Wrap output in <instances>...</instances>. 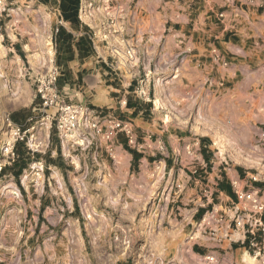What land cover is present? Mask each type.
<instances>
[{"label": "rangeland", "instance_id": "obj_1", "mask_svg": "<svg viewBox=\"0 0 264 264\" xmlns=\"http://www.w3.org/2000/svg\"><path fill=\"white\" fill-rule=\"evenodd\" d=\"M39 1L0 0V10L3 9L0 19L7 23L13 18L15 12L9 8L15 7L16 3ZM123 1L137 6L148 0H80L78 11V17L91 25L89 29L96 44L104 49L103 53L112 55L105 61L114 69L113 74L103 75V82L110 83L106 80L112 78L115 81L112 83L122 86L126 74L121 70L118 47L119 38L126 30L119 22L117 7ZM171 1L162 0V4ZM50 2L55 7L56 0ZM194 2L199 3L195 7H198L197 11L191 16L193 19L214 3L212 14L215 15L211 20L215 24V34L223 31V15H227L231 7L239 8L243 14L248 13V21L241 15H234L238 21L233 20L232 32L239 36L249 33L251 38H247L246 46H254V37L259 45L264 44V31L259 33L252 26L259 25L264 19V0L191 1L192 4ZM139 14L143 21L153 16L146 6ZM35 19L37 17H33ZM61 22L59 19L48 26L46 52L38 48L40 38L35 33L32 39L17 35L20 42H32V46L24 47L25 52L18 63L14 62V52L0 54V264H183L185 260L190 264H216L215 252L202 251L196 254L195 260L190 259L193 252L189 232L192 225L196 227L199 219L193 218L192 225L186 224L188 211L193 205L190 200V193L195 189L193 178L202 176L198 194L204 193V190L210 194L211 183L207 184L206 180L213 173L210 168L207 173L203 170H176L174 182L169 183L167 179L171 171L167 170L164 174L157 166L160 154L145 160L143 154L136 150L141 142L139 134L132 132L134 135L131 137L132 133L117 131L104 137L108 138V143L112 140L113 146L121 143L123 150L132 155L130 164L121 169L118 155L110 159L93 147L87 122L93 112H85L81 124L72 132L71 140L61 138L55 120L42 117L40 111L35 110L34 117H11L14 109H26V85L31 84L36 96L38 82L47 78L54 68L57 77L61 78V84L56 85L64 99L91 109L90 96L83 92L76 62H72L73 68L64 75L62 67L55 63L50 34ZM38 28L43 31V24L39 23ZM152 32L147 29L145 34ZM234 37L238 40L237 35ZM7 41L4 35L3 43ZM15 52L18 54L16 48ZM94 61L93 58L86 60L92 64ZM85 73L82 72L83 75ZM154 76L141 72L133 79L134 86L142 93L144 105L150 103L155 84L161 80ZM241 79L239 74L235 82ZM124 90L125 87H118V91L113 93L116 96L125 94L126 97L135 95ZM36 99L38 101L37 96ZM144 107V118L152 119L147 110L149 106ZM95 115L101 117L105 113ZM110 118L123 120L119 116ZM176 120L178 125L186 124L184 117H176ZM212 122L209 120L206 123L208 132L215 137L220 149L225 153L245 154L244 161L237 160L250 167L249 171L257 179L250 178L255 186L251 198L264 203V121H257L249 127L246 125L244 131L247 138L238 139L239 144L218 134ZM228 130L236 136V129L228 127ZM120 133L126 135L123 140ZM80 137V144H75L74 140ZM215 151L211 156L213 160L217 156ZM228 163L232 166L231 162ZM188 176L191 178L187 179ZM247 189L239 190L240 195L246 197ZM254 209H259V205Z\"/></svg>", "mask_w": 264, "mask_h": 264}, {"label": "crops", "instance_id": "obj_2", "mask_svg": "<svg viewBox=\"0 0 264 264\" xmlns=\"http://www.w3.org/2000/svg\"><path fill=\"white\" fill-rule=\"evenodd\" d=\"M50 1L20 2L9 8L15 13L7 23L0 19V54L14 52V62L18 63L25 52L24 47L32 46V42H20L17 35L32 39L35 33L40 38L38 48L46 52L47 28L61 19L58 4L55 3L54 7ZM191 1L172 0L163 5L162 0H148L137 6H132L128 1L118 3L117 16H120L119 22L126 30L119 38L118 47L121 70L126 74L125 86L112 83L115 82L112 78L106 80L110 83L103 82V75L113 74L114 69L105 61L106 57L112 55L103 53L104 49L96 44L93 37V53L79 58L73 46V58L65 67L69 71L73 68L72 62H76L83 92L90 96L92 112L105 113L104 116L93 117L105 127L104 133L97 136L93 134V147L100 149L110 159L118 155L121 169H125L133 157L123 150L121 143L113 146L112 140L108 143V138L104 137L116 132L111 131L108 123L110 117H122L129 124L130 133L139 134L141 142L136 150L143 154L145 160L160 154L157 166L164 174L167 170L171 171L167 179L169 183L174 182L176 170H203L207 173L210 168L213 171L211 177L207 176L206 179L207 184L211 183L210 194L206 190L198 194L197 188L201 189L202 176L193 178L195 189L190 193L193 205L188 211L186 224L192 225L193 218L199 219V222L196 227L192 225L189 232L193 252L190 259L195 260L196 254L206 251L216 253V264H263L264 254L258 256L250 247L253 233L264 241V209H254L257 205L264 207V203L251 198L255 186L250 178L257 179L249 171L250 167L238 161H244L245 154L225 153L216 145L215 137L208 132L206 123L214 121L212 123H215L218 134L239 144L238 139L247 138L244 131L246 125L249 127L257 121H264V44L259 45L254 37V46H246L247 38H251L249 33L239 36L232 32L233 20L238 21L234 15H241L248 21V13L243 14L239 8L231 7L230 12L223 15V31L215 34V24L211 20L215 15L212 14L214 3H210L205 11L199 12L193 19L191 16L197 11L198 7H195L199 2L192 4ZM144 6L153 13L147 21H143L139 14ZM33 17L37 19L33 20ZM79 20L81 25L77 30L69 22L62 20L60 24L73 35L79 36L84 33L82 24L91 26L80 16ZM39 23L43 24V31L38 28ZM252 26L261 33L264 31V19L259 25ZM56 28L50 34L54 58L57 54H65L63 49H57L53 43ZM147 29L153 32L145 34ZM4 35L9 40L7 43H3ZM235 35L238 40H235ZM12 37L15 39L12 40ZM88 58L95 59V63H87ZM18 69L21 70V67L18 66ZM141 72L148 76L155 74V79H161L155 84L153 98L149 99L150 120L144 118V106L147 105H144L141 91L133 84V79ZM239 74L242 79L235 82ZM143 82L146 86V81ZM118 87H125V93L133 92L135 95L116 96L113 92H117ZM25 99L26 109H14L11 117H29L34 114L38 101L29 83L25 87ZM127 100L133 105L127 106ZM176 117H184L186 124L178 125ZM228 127L236 129V136ZM120 134L123 140L126 135ZM215 150L217 156L213 160L211 156ZM245 187L248 188L246 194L250 196L240 197L239 190ZM236 216L242 219L244 225H235Z\"/></svg>", "mask_w": 264, "mask_h": 264}, {"label": "built area", "instance_id": "obj_3", "mask_svg": "<svg viewBox=\"0 0 264 264\" xmlns=\"http://www.w3.org/2000/svg\"><path fill=\"white\" fill-rule=\"evenodd\" d=\"M3 10V9H2ZM2 10H0V16H2ZM0 35H1V27H0ZM56 69H52L47 78H44L38 82L36 86V96L38 98V105L35 110L40 111L42 113V117H52L55 120V127L61 138H70L72 132L78 128L81 124L82 118L85 117V112H92L91 109L87 107H81L79 105H75L74 103L67 102L60 93L57 88V73ZM94 113V112H93ZM95 113L92 117L87 118L88 128L92 130L91 136H97L98 134H102L103 126L100 125L98 120H95ZM29 117H34L30 115ZM31 119V118H29ZM108 123L110 124L111 131H119L124 132L125 134H130V127L127 122L117 118H109ZM19 128L17 127V132ZM109 135V134H108ZM82 141L81 137L74 140L75 144H80ZM242 197V195H239ZM250 195H246L249 197ZM263 206L260 205L259 209H262ZM235 225H244V222L241 218H234ZM262 232L264 230L262 229ZM250 247L254 249V252L261 256L264 254V241L262 238H258L256 234H252L250 239ZM264 264V261H263Z\"/></svg>", "mask_w": 264, "mask_h": 264}, {"label": "trees", "instance_id": "obj_4", "mask_svg": "<svg viewBox=\"0 0 264 264\" xmlns=\"http://www.w3.org/2000/svg\"><path fill=\"white\" fill-rule=\"evenodd\" d=\"M46 2L48 0H41ZM58 4V9L60 11L61 19L65 22H69L71 27L75 30L79 29L81 22L78 17V11L80 7V0H56ZM83 34L79 36L73 35V33L67 31L61 24L57 26L56 32L53 36V43H55L57 49H63L65 54L56 55L55 63L59 67H62L63 75L69 71L65 67L66 63L73 58V46L78 52V57L83 58L91 55L93 53L92 46V33L89 27L85 24H82ZM60 77H57L56 83H60ZM132 85L129 87L131 88ZM150 104V103H149ZM147 104V107L149 106ZM133 104L127 100V106H132ZM148 110V109H147ZM135 156H138V153L132 151Z\"/></svg>", "mask_w": 264, "mask_h": 264}, {"label": "bare ground", "instance_id": "obj_5", "mask_svg": "<svg viewBox=\"0 0 264 264\" xmlns=\"http://www.w3.org/2000/svg\"><path fill=\"white\" fill-rule=\"evenodd\" d=\"M183 263H184V264H190V262H188V261H183Z\"/></svg>", "mask_w": 264, "mask_h": 264}]
</instances>
